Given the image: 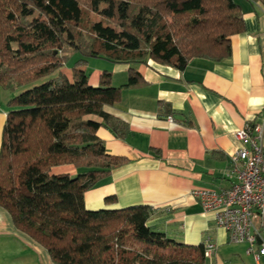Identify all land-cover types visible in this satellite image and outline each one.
I'll return each instance as SVG.
<instances>
[{
	"label": "trees",
	"instance_id": "1",
	"mask_svg": "<svg viewBox=\"0 0 264 264\" xmlns=\"http://www.w3.org/2000/svg\"><path fill=\"white\" fill-rule=\"evenodd\" d=\"M90 12L100 19L85 26ZM244 27L235 0H0V88L13 94L0 147V207L16 227L55 264H205L204 243L185 244L147 224L153 206L90 210L85 192L128 161L109 154L97 132L128 133L105 106L143 83L134 65L222 61ZM89 58L129 64L126 83L114 86L105 70L90 85ZM61 165L77 174L53 173Z\"/></svg>",
	"mask_w": 264,
	"mask_h": 264
},
{
	"label": "crops",
	"instance_id": "2",
	"mask_svg": "<svg viewBox=\"0 0 264 264\" xmlns=\"http://www.w3.org/2000/svg\"><path fill=\"white\" fill-rule=\"evenodd\" d=\"M243 10L244 31L231 37V56L222 61L194 58L185 69L149 59L134 65L143 83L123 88L120 99L105 110L129 125L123 138L101 127L98 136L109 154L128 161L116 166L85 192L90 210L119 209L146 204L156 209L147 224L189 245L211 238L216 245L205 264H264L248 253L247 243L230 240L216 225L214 212L205 211L191 193L194 188L231 186L229 156L246 142L235 131L263 124L264 147V2L235 0ZM84 67L92 86L103 71L114 86L124 85L129 64H91ZM105 60V59H104ZM71 64L65 66L70 73ZM12 93L0 88V147ZM172 117V118H169ZM53 173L77 174L73 165ZM113 196L114 202H106ZM0 264H55L48 250L21 231L11 214L0 207Z\"/></svg>",
	"mask_w": 264,
	"mask_h": 264
},
{
	"label": "built area",
	"instance_id": "3",
	"mask_svg": "<svg viewBox=\"0 0 264 264\" xmlns=\"http://www.w3.org/2000/svg\"><path fill=\"white\" fill-rule=\"evenodd\" d=\"M172 118V117H169ZM263 124H249L235 131L246 145L230 153L227 189L194 188L191 193L205 211L214 212L218 227L236 243H247V252L255 258L264 255V147ZM216 249L211 238L205 242V254Z\"/></svg>",
	"mask_w": 264,
	"mask_h": 264
},
{
	"label": "rangeland",
	"instance_id": "4",
	"mask_svg": "<svg viewBox=\"0 0 264 264\" xmlns=\"http://www.w3.org/2000/svg\"><path fill=\"white\" fill-rule=\"evenodd\" d=\"M92 20V21H98L99 19H100V17L97 15V14H95V13H89V15H88V18L87 17H85V26L87 25V24H89V22H88V20ZM86 28V27H85ZM84 34H87V31L86 30H83L82 31ZM79 57V54H76V55H74V57H73V59L68 63V64H72V62L74 61V59H76V58H78ZM108 61H106V60H104V59H102V58H94L93 59V61L91 62V64L93 65V64H97L98 65V63L99 64H101V63H103V64H105V63H107Z\"/></svg>",
	"mask_w": 264,
	"mask_h": 264
}]
</instances>
